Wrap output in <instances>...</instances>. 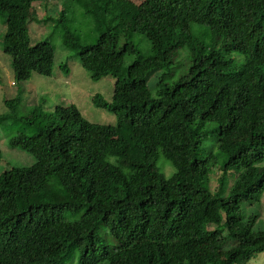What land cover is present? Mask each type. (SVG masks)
Wrapping results in <instances>:
<instances>
[{"label":"trees","instance_id":"obj_1","mask_svg":"<svg viewBox=\"0 0 264 264\" xmlns=\"http://www.w3.org/2000/svg\"><path fill=\"white\" fill-rule=\"evenodd\" d=\"M50 1L0 0L16 86L53 74L56 48L34 44L29 31L45 6L44 20L58 17L63 46L91 79L111 76L129 91L92 98L116 117L102 155L76 105L38 104L21 114L23 87L7 101L0 121L23 125L8 147L34 163L0 172V264H199L167 248L185 231L202 244L226 232L220 264H249L264 253L262 213L243 210L264 198V0ZM58 4L64 14L89 12L98 36L70 30ZM136 34L147 38V52ZM127 56L134 60L122 76ZM177 63L187 73L168 84Z\"/></svg>","mask_w":264,"mask_h":264},{"label":"rangeland","instance_id":"obj_2","mask_svg":"<svg viewBox=\"0 0 264 264\" xmlns=\"http://www.w3.org/2000/svg\"><path fill=\"white\" fill-rule=\"evenodd\" d=\"M138 4L146 0H135ZM162 5L168 6L174 2V0H159ZM59 1L51 0L50 5H55ZM62 3V0H61ZM57 15L64 18L66 16V26L70 30L84 32L90 34L93 33L94 37L98 36L102 27L98 23H94V18L90 16L89 12H86L83 8L75 7L69 14L62 12V4L55 7ZM45 6L38 10V20L29 26L30 37L32 42L37 44L41 41H49L56 48V59L54 63L53 74L50 77H44L39 74H33L29 82L23 83V86L13 85V68L11 64V57L3 51L4 36L6 33V16H0V115L8 112L6 106L7 101L14 99L18 96L20 87H23L25 92L21 94L22 102L19 105V112L22 114L24 110H30L34 106L40 104L44 108L53 109L56 105L69 106L71 104L76 105L93 125H94V141L95 146L99 153L102 155L107 141L115 133V121L116 117L109 112L101 109H97L92 105V98L95 94H101L107 99H112L116 95L126 96L129 87L123 82H119V79L112 78L111 76L104 77L99 81H93L87 72L81 65L79 57L76 51H68L62 44L63 27L61 23L57 24V19L54 14L52 16L53 22L50 23L44 20ZM94 21V22H93ZM196 34H199L197 27H194ZM134 42L138 48L147 52L150 49V44L144 35L136 34ZM133 56H127L122 69V76L127 74L128 66L133 62ZM68 66L66 72L62 69V66ZM175 75L168 81V84L174 83L179 77L187 73L188 67H179L178 63L173 65ZM161 72L157 75L160 76ZM157 78H152L149 82L150 90L153 95H156L155 82ZM119 84V85H118ZM27 103V104H26ZM22 122L12 119L0 121V172L7 170L13 166H30L34 163V158L28 153L11 149L8 147V141L11 137L17 135L19 130L22 129ZM222 163L225 162L226 157L222 154L219 156ZM158 165L168 167L167 161L161 157ZM168 165V166H167ZM264 165V163L262 164ZM165 174L170 176L174 169L169 167ZM229 177H235L234 172L229 173ZM222 176L218 170L216 176L212 178L213 185H216L219 178ZM244 212L252 213L261 211V217L258 222L259 226L264 227V198L262 200V206L259 204L251 207L243 206ZM216 222L209 225V230L215 229ZM226 232L223 233L225 236ZM220 235L212 237L207 243H192L190 241V232L185 231L180 238L175 242L167 246L171 252L181 250L187 251L199 264H220L223 257V251L218 247L222 241ZM112 241L111 244H114ZM77 260H74L72 264H76ZM172 264H182L179 261H175ZM249 264H264V253L260 254L257 258L252 260Z\"/></svg>","mask_w":264,"mask_h":264},{"label":"clouds","instance_id":"obj_3","mask_svg":"<svg viewBox=\"0 0 264 264\" xmlns=\"http://www.w3.org/2000/svg\"><path fill=\"white\" fill-rule=\"evenodd\" d=\"M13 78H14V80H13V85L12 86H16V84H15V77L13 76ZM27 82H29V81H27ZM27 82H25V83H27Z\"/></svg>","mask_w":264,"mask_h":264}]
</instances>
